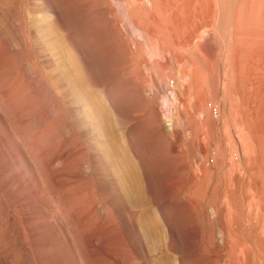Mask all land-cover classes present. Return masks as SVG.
<instances>
[{
    "label": "rangeland",
    "instance_id": "rangeland-1",
    "mask_svg": "<svg viewBox=\"0 0 264 264\" xmlns=\"http://www.w3.org/2000/svg\"><path fill=\"white\" fill-rule=\"evenodd\" d=\"M0 264H264V0H0Z\"/></svg>",
    "mask_w": 264,
    "mask_h": 264
},
{
    "label": "bare ground",
    "instance_id": "bare-ground-1",
    "mask_svg": "<svg viewBox=\"0 0 264 264\" xmlns=\"http://www.w3.org/2000/svg\"><path fill=\"white\" fill-rule=\"evenodd\" d=\"M162 1V0H161ZM163 3V2H162ZM164 5V4H163ZM167 5V4H166ZM166 7V6H165ZM143 8V7H142ZM164 8V7H163ZM144 9V8H143ZM162 9V8H161ZM168 9V8H167ZM145 10V9H144ZM164 10V9H163ZM124 11H126V10H123V13H122V16L125 14L126 15V17L129 19V17H128V15L126 14V12L124 13ZM120 12H121V10H120ZM162 12H164V11H162ZM168 12V11H167ZM121 14V13H120ZM125 17V16H124ZM159 19V18H158ZM129 21V20H128ZM132 21V20H131ZM130 21V22H131ZM135 21V20H134ZM178 21V20H177ZM163 22V21H162ZM134 23V22H133ZM133 26V25H132ZM159 31V30H158ZM191 39V38H190ZM149 40V39H148ZM150 40H151V42L154 44V41H155V39H154V35H153V33L150 31ZM157 40V39H156ZM190 41V40H189ZM191 42V41H190ZM156 44H157V42H156ZM185 45V44H184ZM149 46V45H148ZM155 47H156V45H155ZM183 48V47H182ZM188 51V50H187ZM206 51V50H205ZM162 52H163V50H162ZM187 53V52H186ZM141 54V53H140ZM166 56V55H165ZM166 58V57H165ZM161 60V59H160ZM171 60V59H170ZM144 61V60H143ZM185 61V60H184ZM170 62V61H169ZM186 62V61H185ZM146 63V62H145ZM172 63V62H171ZM178 63V62H177ZM171 65V64H170ZM174 65V64H173ZM179 65V64H178ZM175 66V65H174ZM181 66V65H180ZM172 67V66H171ZM169 69V68H168ZM174 69V68H173ZM79 70V69H78ZM69 74L67 73V75H66V80L68 81L69 80V76H68ZM78 83V82H77ZM70 89V88H69ZM79 95V94H78ZM102 106H104L103 104H102ZM104 108H106V106H104Z\"/></svg>",
    "mask_w": 264,
    "mask_h": 264
},
{
    "label": "built area",
    "instance_id": "built-area-1",
    "mask_svg": "<svg viewBox=\"0 0 264 264\" xmlns=\"http://www.w3.org/2000/svg\"><path fill=\"white\" fill-rule=\"evenodd\" d=\"M210 110L214 115H217V109L214 106L210 105Z\"/></svg>",
    "mask_w": 264,
    "mask_h": 264
}]
</instances>
